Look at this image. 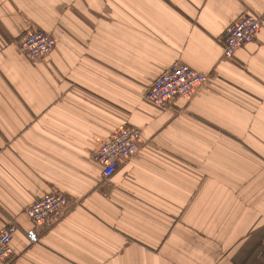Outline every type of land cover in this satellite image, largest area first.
<instances>
[{
    "label": "crops",
    "instance_id": "obj_1",
    "mask_svg": "<svg viewBox=\"0 0 264 264\" xmlns=\"http://www.w3.org/2000/svg\"><path fill=\"white\" fill-rule=\"evenodd\" d=\"M262 20L224 59L227 29ZM40 30L54 52L31 61ZM184 63L208 77L158 108L149 87ZM138 150L104 181L97 148ZM53 192L63 217L27 209ZM10 264H264V0H0V236Z\"/></svg>",
    "mask_w": 264,
    "mask_h": 264
},
{
    "label": "built area",
    "instance_id": "obj_2",
    "mask_svg": "<svg viewBox=\"0 0 264 264\" xmlns=\"http://www.w3.org/2000/svg\"><path fill=\"white\" fill-rule=\"evenodd\" d=\"M262 27V20L244 13L226 31L224 37V59L233 60L236 52L253 44ZM57 46L56 39L40 30H31L20 42V49L31 61L51 55ZM208 77L184 63L174 65L162 74L148 89L146 100L158 108L173 105L176 99H191L207 83ZM140 131L126 128L117 132L109 141L101 144L94 153V161L102 168L103 179L108 181L117 169L128 162L138 150ZM67 198L60 192L33 203L26 211L28 219L36 225L57 223L64 215ZM17 232L10 225L0 236V264H10L13 257L12 240Z\"/></svg>",
    "mask_w": 264,
    "mask_h": 264
}]
</instances>
